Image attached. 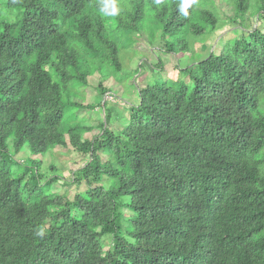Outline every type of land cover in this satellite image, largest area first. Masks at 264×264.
Segmentation results:
<instances>
[{
	"label": "trees",
	"instance_id": "obj_1",
	"mask_svg": "<svg viewBox=\"0 0 264 264\" xmlns=\"http://www.w3.org/2000/svg\"><path fill=\"white\" fill-rule=\"evenodd\" d=\"M231 2L241 34L197 60L189 36L217 29L213 0H0V264H264V0L251 27V0ZM146 11L191 61L139 88L112 130L107 101L77 91L122 70L111 35L140 34ZM96 107L97 127L71 114ZM67 147L88 157L72 198L39 162Z\"/></svg>",
	"mask_w": 264,
	"mask_h": 264
},
{
	"label": "rangeland",
	"instance_id": "obj_2",
	"mask_svg": "<svg viewBox=\"0 0 264 264\" xmlns=\"http://www.w3.org/2000/svg\"><path fill=\"white\" fill-rule=\"evenodd\" d=\"M216 15L218 16V26L212 33L203 37H192L190 39V50L193 57L197 60L206 58L210 52H220L225 42L232 39L233 36L241 34L238 24L234 23L232 0H213ZM259 0H251V8L246 15V25L251 27L256 23V9ZM6 11V7L4 8ZM12 11H17L11 10ZM14 13V12H13ZM152 13L146 11L144 19L141 22L142 32L125 33L120 29L115 31L111 37L117 42L120 50V60L122 64L121 71H115L109 65H104L100 74L95 73L88 80V85L83 86L77 91L78 98L75 101L83 104L97 105L102 100L107 101V106L113 112L110 127L112 130L122 129L127 122L128 105L137 104L139 88L146 85L161 83L163 80H174L179 74L175 66L185 68L191 61L190 56L183 55L178 58L173 54L166 52L167 42L173 41V38H162L161 32L154 30ZM155 32V33H154ZM161 63L164 70L161 72L154 65ZM178 79V78H177ZM103 80V81H102ZM102 81L104 87L108 88L110 94L101 96L98 90L99 83ZM104 98V99H103ZM125 103L128 105L125 107ZM77 116L79 121H85L93 127H97L105 121L104 110L100 107L95 109L75 110L71 114ZM71 115H67V120ZM95 130L86 133L84 138L92 139ZM24 151L16 155L20 163L26 164L24 159L33 158ZM31 154V153H30ZM37 161H39L37 159ZM88 161V157L84 156L70 147L56 148L53 153L46 154L40 159V172L45 179L51 176H58L59 182L53 186L54 193L62 194L68 192L72 198L76 189L69 187L68 179L76 175V171L83 167ZM53 167V168H51ZM108 243V242H107Z\"/></svg>",
	"mask_w": 264,
	"mask_h": 264
}]
</instances>
